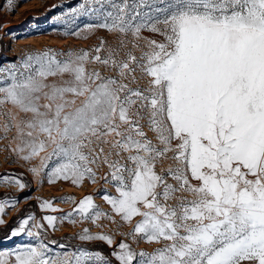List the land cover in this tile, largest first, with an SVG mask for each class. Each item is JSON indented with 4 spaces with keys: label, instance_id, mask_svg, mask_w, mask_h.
<instances>
[{
    "label": "snow or ice",
    "instance_id": "snow-or-ice-1",
    "mask_svg": "<svg viewBox=\"0 0 264 264\" xmlns=\"http://www.w3.org/2000/svg\"><path fill=\"white\" fill-rule=\"evenodd\" d=\"M77 17L88 22L67 34L106 33L97 45L0 67V139L38 158L29 170L50 184L113 186L110 213L67 197L74 207L43 216L47 228L119 217L132 225L121 235L156 247L84 228L80 241L110 253L54 252L29 214L9 238L37 242L0 251V264H264V0H83ZM0 182L26 188L14 173ZM17 202L0 199V225Z\"/></svg>",
    "mask_w": 264,
    "mask_h": 264
},
{
    "label": "rangeland",
    "instance_id": "rangeland-1",
    "mask_svg": "<svg viewBox=\"0 0 264 264\" xmlns=\"http://www.w3.org/2000/svg\"><path fill=\"white\" fill-rule=\"evenodd\" d=\"M82 2L83 0H11L9 3V0H0V67L17 63L19 58L33 51L51 48L67 52L90 49L97 45L99 41L96 37L104 36L106 33L101 31L92 36L82 32L80 37L67 34L70 30L82 29L88 22L87 18L69 19L72 16V10ZM85 36L88 38L85 39ZM10 139L11 134L8 139H0V174H16L26 184V188L20 190L15 184L0 182V199L9 198L18 201L14 207L6 209V214L3 216L6 223L0 225V251L13 250L27 243L35 244L37 242L35 238L28 237L26 234L9 238L11 231L18 226L20 220L29 214H34L37 221L44 223L45 228L41 231V238L49 244L54 252L72 251L75 250L76 245H79L89 250L101 251L105 255L109 254L111 249L106 243L80 241L77 238V234L84 228H89L94 234L100 232L114 234L117 244L125 240L137 250L152 251L156 247L154 244L148 245L144 242H140L137 246L130 238L121 235V233L129 232L132 225H121L119 217H115L116 223L101 219L98 222L101 227H97L90 221L81 223L77 218L76 224L64 220L62 223H57L55 230L47 228L46 222L42 219L43 216L62 217L74 207L71 201L64 202V198L74 197L79 201L86 195H93L94 202L103 211L110 213V206L103 201L102 195L105 190L115 194V190L111 184L105 183L101 179H98L96 183L86 180L80 186H74L66 181L50 184L47 180V170H44L39 176L29 170L32 166L40 165L39 159H34L31 162L18 160L8 148ZM106 171V168L101 170L102 173ZM42 200L53 201L54 207L63 211L54 213L41 211L39 203ZM33 231H37V229H33ZM52 241L55 243H51ZM60 244H64L65 249L59 248ZM111 259L113 264H117L114 258Z\"/></svg>",
    "mask_w": 264,
    "mask_h": 264
}]
</instances>
